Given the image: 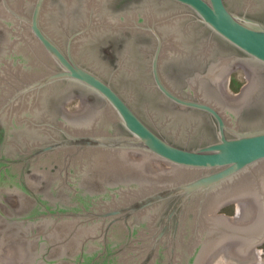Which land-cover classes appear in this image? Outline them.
I'll return each instance as SVG.
<instances>
[{
    "label": "water",
    "instance_id": "water-1",
    "mask_svg": "<svg viewBox=\"0 0 264 264\" xmlns=\"http://www.w3.org/2000/svg\"><path fill=\"white\" fill-rule=\"evenodd\" d=\"M173 1L245 59L264 67L263 20L226 0ZM58 15L51 0H0V264H212L224 247L227 255L219 264L249 259L253 247L264 242V80L252 79L244 95L228 100L202 85L196 74L187 95L177 93L158 72L159 55L160 61L164 55L160 33L156 87L181 110L206 112L216 127L214 141L179 144L152 128L111 80L75 55L73 45L79 46L91 26L71 32L66 41ZM238 75L244 80L243 73ZM73 87L103 102L79 113L59 109ZM252 99L261 114L247 121L240 115ZM67 148L117 152V159L124 157L118 152H142L171 165L175 179L148 188L119 181L122 197L107 200L115 207L103 212L64 199L60 183L34 190L29 167ZM80 187L79 195H86ZM167 199L172 204L158 225L153 211ZM237 203L241 213L234 216ZM92 224L116 230L60 229Z\"/></svg>",
    "mask_w": 264,
    "mask_h": 264
},
{
    "label": "flooded vegetation",
    "instance_id": "flooded-vegetation-1",
    "mask_svg": "<svg viewBox=\"0 0 264 264\" xmlns=\"http://www.w3.org/2000/svg\"><path fill=\"white\" fill-rule=\"evenodd\" d=\"M51 1L59 8V20L56 22L64 27L61 31L62 38L66 41L71 32L84 25L91 26L82 36L84 39L79 46L77 43L73 45L75 55L90 64L106 80H111L152 128L179 144L197 146L214 141L217 136L216 127L209 114L195 109L181 110L165 99L156 87L154 58L160 46V33L164 39V55L161 61L159 55L158 72L177 93L187 95L190 79L196 74L203 78L202 85L228 100L244 95L252 79L259 77L264 80V67L245 59L240 50L217 35H212L208 28L197 22L195 14L189 8L176 1ZM226 1L238 7L241 13L247 12L264 21V0ZM151 28H155L159 35ZM220 63L221 68L210 75L212 68ZM226 67L229 70L225 73L222 70ZM238 73L244 74V80L240 79ZM60 102L59 109L61 107L71 113H79L85 108L98 109L103 101L95 93L73 87ZM249 102L252 103L240 115L247 121L254 119L261 111V106L255 104L256 99ZM182 111L184 116L180 117ZM108 113L112 118L111 112ZM118 128L126 133L120 125ZM114 154L117 152L67 148L51 155L49 162H41L33 169L29 167L28 182L36 191L47 185L60 183L64 186V199L75 200L83 207L89 205L93 206L90 208L103 212L115 207L107 206V200H115L117 195L122 197L117 188L119 181L126 186L133 184L132 186L148 188L149 183L163 187L172 184L175 179V170L161 159H151L142 152H118L124 156L120 159ZM140 158H145L148 162H139ZM80 186L87 191L86 195H79ZM75 196L78 199H74ZM172 201L167 199L155 207L153 212L158 225L168 213ZM234 203L236 202L227 203L222 209ZM237 204L234 216L238 210L241 213V203ZM174 224L175 219L172 225ZM115 227L92 224L67 225L60 229L67 232L104 233L106 230L114 232ZM216 254L212 264H219V260H224V255H227L225 247ZM220 257L223 259H219ZM231 259V264H264V242L253 247L249 259L242 262Z\"/></svg>",
    "mask_w": 264,
    "mask_h": 264
}]
</instances>
